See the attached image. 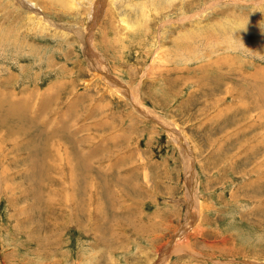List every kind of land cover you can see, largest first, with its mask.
<instances>
[{"label":"rangeland","instance_id":"obj_1","mask_svg":"<svg viewBox=\"0 0 264 264\" xmlns=\"http://www.w3.org/2000/svg\"><path fill=\"white\" fill-rule=\"evenodd\" d=\"M0 264H264V0H0Z\"/></svg>","mask_w":264,"mask_h":264}]
</instances>
